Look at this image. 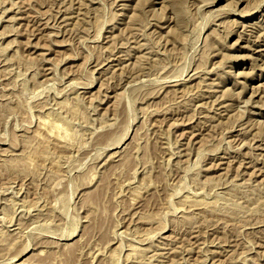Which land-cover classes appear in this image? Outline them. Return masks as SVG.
Wrapping results in <instances>:
<instances>
[{
  "label": "rangeland",
  "instance_id": "1",
  "mask_svg": "<svg viewBox=\"0 0 264 264\" xmlns=\"http://www.w3.org/2000/svg\"><path fill=\"white\" fill-rule=\"evenodd\" d=\"M0 264H264V0H0Z\"/></svg>",
  "mask_w": 264,
  "mask_h": 264
},
{
  "label": "bare ground",
  "instance_id": "2",
  "mask_svg": "<svg viewBox=\"0 0 264 264\" xmlns=\"http://www.w3.org/2000/svg\"><path fill=\"white\" fill-rule=\"evenodd\" d=\"M251 17L252 15L250 13H244L243 15L240 16L241 20H249L251 19Z\"/></svg>",
  "mask_w": 264,
  "mask_h": 264
}]
</instances>
